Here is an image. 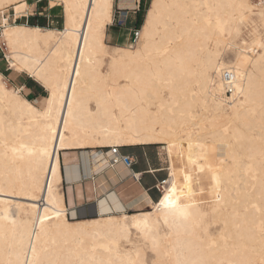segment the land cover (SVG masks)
<instances>
[{
  "label": "bare ground",
  "instance_id": "obj_1",
  "mask_svg": "<svg viewBox=\"0 0 264 264\" xmlns=\"http://www.w3.org/2000/svg\"><path fill=\"white\" fill-rule=\"evenodd\" d=\"M26 1L0 0V13ZM55 1L63 5L60 31L2 22L9 68L48 96L36 107L0 74V264H264V34L234 65L221 58L256 6L151 0L136 47H111L113 0ZM127 2L119 7H134ZM255 13L264 21V4ZM224 70L234 76L230 97ZM215 143L224 149L212 169L204 160ZM153 145L166 146L170 186L162 180L152 212L67 216L62 177L80 171L67 163L61 171V150ZM106 159L95 173L110 166ZM205 168L214 184L228 183L214 201L231 208H213L223 216L215 228L214 217L201 225L206 211L192 194ZM173 187L178 208H164L160 199Z\"/></svg>",
  "mask_w": 264,
  "mask_h": 264
},
{
  "label": "crops",
  "instance_id": "obj_2",
  "mask_svg": "<svg viewBox=\"0 0 264 264\" xmlns=\"http://www.w3.org/2000/svg\"><path fill=\"white\" fill-rule=\"evenodd\" d=\"M27 1L25 9H21L18 16H14V19H22V22H25L27 26H29V23L33 25L29 27L48 28L56 31L63 29L58 27L61 20L60 16L51 12L46 13V11L38 9L37 5H34V7L29 6ZM30 7L32 11H29L26 15ZM7 68L12 70L8 66ZM12 72L14 71L12 70ZM26 76L25 80L18 81V84H15L23 85L32 98L40 97L38 99L40 102L45 100L48 96L47 90L31 77ZM8 79L15 82L16 79L18 80V76L9 73ZM42 88L47 93L46 97L42 96L44 92ZM107 149L85 147L65 149L59 152L58 158L61 171H65V163L78 165V169L73 170L71 168L70 171H80L79 177L70 181H67L65 175H63L60 185L67 216L70 219L84 220L88 217L96 218L111 214L134 215L147 211L148 208L151 209L158 201L159 195L154 187L159 181L165 180V175L162 173L164 170L163 163L157 151L151 146L121 147L119 148L121 154L129 155L135 160L132 169H126L122 164H118L113 167L107 166L100 172L95 173L94 171H98L96 169L100 159H106L104 154H106ZM95 153H98L99 157H94L93 154ZM166 156H168L167 153ZM168 167L169 157H167L166 177H168ZM100 201L103 204H99ZM106 210L107 214H103Z\"/></svg>",
  "mask_w": 264,
  "mask_h": 264
},
{
  "label": "rangeland",
  "instance_id": "obj_3",
  "mask_svg": "<svg viewBox=\"0 0 264 264\" xmlns=\"http://www.w3.org/2000/svg\"><path fill=\"white\" fill-rule=\"evenodd\" d=\"M113 1H114L113 2V9H115L116 6L119 7L120 0H113ZM150 1L151 0H141V5H140V10L138 11V16L135 14H132L131 16H132L133 20H129L127 22V27L138 28L137 29V39H136L135 43L132 44L129 41L128 31H125V30L119 31L116 28L107 27L106 43L109 46H111V47H129V46L136 47L138 39H139L140 26L143 23L145 12H146L149 4H150ZM126 2H127V0H124V3H126ZM250 2L254 7L256 6L253 14H251L244 22L237 24V28H239V29L237 30V32H234L230 36V38L228 39L231 43L222 49L221 58L224 61V63L227 65L232 66V65H234V63H237V61H238L237 57H238L239 50L240 49L241 50H248L249 45L252 42H254L257 37H260L261 35L264 34V21L260 17H258L257 13H255V10L257 8H260L264 4V2L261 0H250ZM27 3L29 6L31 5L32 7H34V5H37L38 9H42V11H46V13L51 12V13H54V14H57L58 16H60L61 20L58 24V27L63 28L64 11H63L62 3L57 2L55 0H28ZM126 4H128V2ZM18 6L19 5L9 7L7 9V11H3L0 13V36H1V29L3 27H5V24L2 23L4 17H6L8 19V23L11 25L12 24L16 25V24L22 23V19L17 20L18 23H15L16 20H14V16L15 15L18 16V13L21 12V9H25V7L22 5H20L19 7ZM133 8L134 7H131L128 9H133ZM31 9H32L31 7L28 9V11L26 12V15H27V13H29V11H32ZM113 9H112V11H113ZM59 30H61V29H59ZM6 50H7V48L4 45V42H1V40H0V74L2 75V82L5 83V85L8 87V89H11V91L18 93V96L27 99L28 101L32 102L36 107H38L40 104V101H38V99H40V97L39 98H35V97L32 98L31 96L28 95V93L25 90V88L23 87V85H16V84H18V81L25 80V78H27V76L24 73H16V72H12V70H8V68H7L8 64L6 63V60H7V58H6L7 51ZM105 70H106V68L104 67V71ZM9 73H12V75H17L18 80L16 79L15 82L10 81L8 79ZM28 79H30V78H28ZM30 80L33 81L32 79H30ZM42 91H44L42 96L46 97L47 96L46 91L43 88H42ZM204 141H205L206 145L207 144L210 145L211 139L209 137H207V138H205ZM258 142L260 143V141H258ZM219 146H221V147H219ZM151 147H153L155 149V151H157V153H158V155H159V157L163 163V169L164 170L162 173L165 175V177H164L165 183H167L168 187H169L170 184L168 182V177H166V174H167V171H166L167 157H169V155L166 156V153L168 154L166 146L159 145V146H151ZM215 147H216V149H215L216 151L214 150V148H209V147L206 148V153H205L206 159L204 160L205 166L209 165L212 167V169H216L220 165L219 158L223 156L222 155L223 154L222 149H224V146L221 145V143H215ZM219 149L221 151H219ZM220 152H221V154H220ZM219 179H221V178L219 177ZM195 181L197 183L193 184ZM192 182H193L192 183V187H193L192 192H194V193H192L194 195V204L200 206V208H202V210L206 211L205 215L203 216V221L201 222V225H205L207 223L212 224L213 223L212 221L215 220L214 218H217V217H215L216 212L213 211L214 207H217L216 210H219L220 212L221 211L226 212L227 210H229L231 208V207H229V203L226 204L227 207H224L223 204H219L218 206H216V201H214L215 194L216 193H222L224 190H226V188L228 187V183L227 182L225 183L222 181L221 184H220V182H218L217 184H214V181L212 180V176L209 173L207 168H205V170H201V171L197 170L195 177L192 179ZM156 193L158 194V192H156ZM148 209H146L147 211H145V212H152L154 210L153 207L149 210ZM220 212H217V213H219V215H220ZM130 214H132V213H130ZM216 215H218V214H216ZM220 216H222V215H220ZM220 216H219V219L221 220V218L223 216L221 218H220ZM212 217H214V218H212ZM89 218H93V217H88L87 219H89ZM219 219L217 218L216 222L214 221V223H215L214 228L222 224ZM132 243H133L132 241L122 242V246L126 249H130ZM150 256H152V255L148 252L146 259L148 260L150 258Z\"/></svg>",
  "mask_w": 264,
  "mask_h": 264
},
{
  "label": "built area",
  "instance_id": "obj_4",
  "mask_svg": "<svg viewBox=\"0 0 264 264\" xmlns=\"http://www.w3.org/2000/svg\"><path fill=\"white\" fill-rule=\"evenodd\" d=\"M134 8L125 9L116 6L113 9L112 13V23L109 27L118 29L119 31L125 30L128 31L129 41L134 44L137 39V29L133 27H127V22L132 19V14L137 15L140 10L141 0H132ZM262 3V2H261ZM17 22V21H16ZM222 82L225 85V96L230 97L233 90L234 76L231 72L225 70L222 74ZM110 154L109 163L113 167L118 164H122L126 169H132V166L135 164V160L129 155H123L119 152V147L108 148L106 151ZM162 180L156 183L154 190L160 194Z\"/></svg>",
  "mask_w": 264,
  "mask_h": 264
},
{
  "label": "snow or ice",
  "instance_id": "obj_5",
  "mask_svg": "<svg viewBox=\"0 0 264 264\" xmlns=\"http://www.w3.org/2000/svg\"><path fill=\"white\" fill-rule=\"evenodd\" d=\"M76 76H79V72L77 71ZM73 92H75V89L73 88ZM175 192V188L173 187L170 191H168V194L163 195L162 198L160 199V203L164 208L167 209H177L178 205L176 203V199L173 195ZM182 215H186V213L181 212Z\"/></svg>",
  "mask_w": 264,
  "mask_h": 264
},
{
  "label": "trees",
  "instance_id": "obj_6",
  "mask_svg": "<svg viewBox=\"0 0 264 264\" xmlns=\"http://www.w3.org/2000/svg\"><path fill=\"white\" fill-rule=\"evenodd\" d=\"M137 16H138V13H137ZM16 23H18V21L16 22ZM29 26H33V25H31L30 23L28 24ZM155 146V145H154Z\"/></svg>",
  "mask_w": 264,
  "mask_h": 264
}]
</instances>
